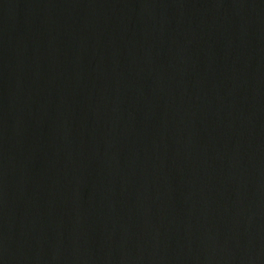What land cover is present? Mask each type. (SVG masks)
Wrapping results in <instances>:
<instances>
[{"label":"water","instance_id":"obj_1","mask_svg":"<svg viewBox=\"0 0 264 264\" xmlns=\"http://www.w3.org/2000/svg\"><path fill=\"white\" fill-rule=\"evenodd\" d=\"M0 264H264V0H0Z\"/></svg>","mask_w":264,"mask_h":264}]
</instances>
